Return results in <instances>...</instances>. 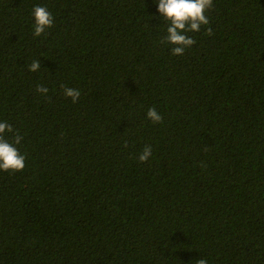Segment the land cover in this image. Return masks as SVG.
Listing matches in <instances>:
<instances>
[{"label": "trees", "instance_id": "trees-1", "mask_svg": "<svg viewBox=\"0 0 264 264\" xmlns=\"http://www.w3.org/2000/svg\"><path fill=\"white\" fill-rule=\"evenodd\" d=\"M157 4L0 0V122L26 157L0 171V264H264V0H214L182 56Z\"/></svg>", "mask_w": 264, "mask_h": 264}, {"label": "clouds", "instance_id": "clouds-1", "mask_svg": "<svg viewBox=\"0 0 264 264\" xmlns=\"http://www.w3.org/2000/svg\"><path fill=\"white\" fill-rule=\"evenodd\" d=\"M158 12L168 22L167 35L160 41L161 44L172 45V54L182 56L185 50L191 48L196 41L187 35L189 32H199L202 26L207 28L205 34L212 36L214 33L209 27L210 21L206 13L213 10L214 0H158ZM32 15L34 17L33 35L41 37L49 29L54 27V17L44 6H35ZM41 68L39 60L27 65L30 72H37ZM37 92L48 94L49 89L43 85L37 86ZM65 97L71 98L73 103L80 99L81 92L77 89L62 86ZM147 118L153 124L163 122V117L155 107L149 108ZM128 131V130H127ZM13 134V143L5 139V133ZM23 137L7 122H0V171L16 173L25 168V155L21 154L15 145H19ZM152 156L151 146H145L138 156L140 163H147ZM196 264H207L206 259H200Z\"/></svg>", "mask_w": 264, "mask_h": 264}]
</instances>
